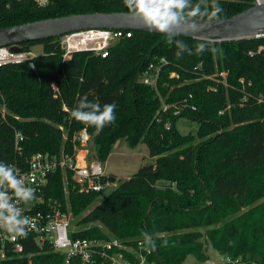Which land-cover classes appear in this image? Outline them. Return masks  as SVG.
Instances as JSON below:
<instances>
[{"label":"trees","instance_id":"16d2710c","mask_svg":"<svg viewBox=\"0 0 264 264\" xmlns=\"http://www.w3.org/2000/svg\"><path fill=\"white\" fill-rule=\"evenodd\" d=\"M207 2L212 0H51L41 7L30 0H0V28L88 12L226 18L254 5L253 0H215L206 9ZM163 38L133 31L105 58L76 52L64 59L59 37L23 44L30 49L41 43L44 51L34 59L39 76L27 62L0 67V174H7L20 156L16 130L25 135L23 156L59 153L70 146L73 132L84 127L102 163L120 138L131 147L147 143L155 161L125 180L111 174L119 181L114 190L104 195L81 191L71 175L65 185L58 171L44 190L46 203L79 219L77 236L118 238L136 246L143 242L159 264H185L189 255L207 261L201 229L219 254L239 258L240 264H264V102L253 100L241 107L238 91L224 86L208 90L212 81H196L193 71L203 61L204 72L213 73L217 66L228 69L232 85L245 77L253 80L255 94L264 93V49L249 54L264 46V36L221 42ZM159 57L169 61L158 84L166 102L193 93L197 105V110L171 116L170 129L165 127L168 116L157 120V91L140 81L135 84L138 70ZM229 102L231 109L220 114ZM181 117L199 122L196 133L179 131ZM0 264L64 262L48 246L28 244L24 256Z\"/></svg>","mask_w":264,"mask_h":264},{"label":"built area","instance_id":"2783aa9c","mask_svg":"<svg viewBox=\"0 0 264 264\" xmlns=\"http://www.w3.org/2000/svg\"><path fill=\"white\" fill-rule=\"evenodd\" d=\"M38 6H47L51 0H30ZM263 3L264 0H253ZM133 35L132 30L122 29H87L71 32L60 36V42L65 45L63 58H72L76 52H90L91 55L107 57L110 49L123 38ZM264 34L251 37H260ZM250 38V37H246ZM261 45L255 50H250V55L261 52ZM39 55L33 48L26 49L22 45V51L15 52L10 47H0V67L6 64H20L29 59H35ZM169 61L165 57L155 58L149 62L140 73L139 81L154 88L161 100V108L158 111V121L163 116H168L165 121L167 129L172 128L171 116L182 115L185 110H197L193 102L194 94L189 93L183 99L168 103L159 89L161 73ZM203 61L193 69L195 80H211L208 90L217 91L220 86L233 88L241 95V107L250 101L264 102V93L255 94L252 91L253 80L241 77L239 85L229 82L230 71L220 69L218 66L213 73H206ZM171 76L179 75L172 72ZM184 82H190L186 79ZM57 90V88H55ZM229 102L225 108L219 111L223 114L231 109ZM66 137L64 127H61ZM15 149L19 153L17 161L10 164L7 174H0V262L9 260L15 256H24L28 244H36L39 248L49 247L50 250L62 255L64 264H159L151 259L152 248H145L143 242L138 245H130L118 238L81 237L76 233L81 228L72 225L75 219L71 211L54 207L46 203L44 190L50 177L58 171L63 173L66 185L68 175L81 191L103 192L114 180L104 171L103 163L92 158L91 147L93 136L88 128L84 127L73 132L70 138V146L62 148L59 153L34 152L30 156H23L25 135L16 130L14 134ZM66 190V187H65ZM31 254H28V256ZM239 258L219 254L216 262L208 264H240Z\"/></svg>","mask_w":264,"mask_h":264},{"label":"water","instance_id":"95a60500","mask_svg":"<svg viewBox=\"0 0 264 264\" xmlns=\"http://www.w3.org/2000/svg\"><path fill=\"white\" fill-rule=\"evenodd\" d=\"M87 29L152 32L162 34L163 39L178 35L210 42L237 40L264 34V2L226 18H176L127 11L70 14L0 28V47L19 52L25 43ZM27 63L39 76L35 60L29 59ZM140 73L141 69L137 72L135 84L139 82Z\"/></svg>","mask_w":264,"mask_h":264},{"label":"rangeland","instance_id":"374dc122","mask_svg":"<svg viewBox=\"0 0 264 264\" xmlns=\"http://www.w3.org/2000/svg\"><path fill=\"white\" fill-rule=\"evenodd\" d=\"M128 2H132V0H126ZM193 0H191L192 2ZM215 0L212 2H207L205 8L209 9L210 5L214 6ZM191 4V3H189ZM191 6V5H190ZM43 44L38 43L34 45L33 51L42 54L44 51ZM199 127V122L190 119L188 117H181L177 121V128L183 134H187L190 132L196 133ZM94 157L93 145L91 147V155L90 157ZM96 158V157H95ZM155 159L149 154V146L147 143L141 142L136 147H131L129 143L124 138H120L116 141L112 152L110 153L108 159L103 163L104 171L108 174H115L118 178L125 180L128 177L134 175L142 166L147 163H152ZM119 181L115 180L108 188H105L102 192V195L114 190L118 186ZM92 209V208H90ZM89 209V210H90ZM88 210V211H89ZM86 211L85 214L88 212ZM79 219H73L72 225L76 228H81L82 223L78 224ZM214 228L213 226L210 227ZM203 236L201 237V241L203 243V247H205L204 253L207 254V261H199L194 255H189L185 261V264H208V262H216L218 259L219 253L214 249L213 244L208 236L207 232L203 229Z\"/></svg>","mask_w":264,"mask_h":264},{"label":"crops","instance_id":"0c3cea01","mask_svg":"<svg viewBox=\"0 0 264 264\" xmlns=\"http://www.w3.org/2000/svg\"><path fill=\"white\" fill-rule=\"evenodd\" d=\"M153 159H155V158L153 157ZM154 161H155V160H154ZM154 161H153V162H154ZM153 162H152V163H153ZM110 174H112V173H110ZM114 175H115V174H114ZM128 178H129V177H128Z\"/></svg>","mask_w":264,"mask_h":264}]
</instances>
